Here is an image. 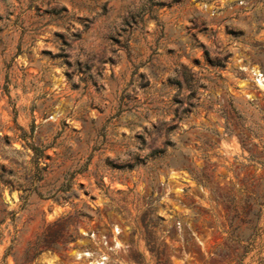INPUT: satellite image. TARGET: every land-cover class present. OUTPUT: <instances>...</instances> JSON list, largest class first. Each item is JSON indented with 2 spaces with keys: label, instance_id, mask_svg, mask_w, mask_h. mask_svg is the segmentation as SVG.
I'll return each mask as SVG.
<instances>
[{
  "label": "rangeland",
  "instance_id": "1",
  "mask_svg": "<svg viewBox=\"0 0 264 264\" xmlns=\"http://www.w3.org/2000/svg\"><path fill=\"white\" fill-rule=\"evenodd\" d=\"M261 79L264 0H0V264H264Z\"/></svg>",
  "mask_w": 264,
  "mask_h": 264
},
{
  "label": "bare ground",
  "instance_id": "2",
  "mask_svg": "<svg viewBox=\"0 0 264 264\" xmlns=\"http://www.w3.org/2000/svg\"><path fill=\"white\" fill-rule=\"evenodd\" d=\"M260 75H258V77H259ZM259 79V78H258ZM260 84L263 86L264 85V81L261 79L260 80Z\"/></svg>",
  "mask_w": 264,
  "mask_h": 264
},
{
  "label": "trees",
  "instance_id": "3",
  "mask_svg": "<svg viewBox=\"0 0 264 264\" xmlns=\"http://www.w3.org/2000/svg\"><path fill=\"white\" fill-rule=\"evenodd\" d=\"M33 150H34V151H37V149H36V148H33Z\"/></svg>",
  "mask_w": 264,
  "mask_h": 264
}]
</instances>
